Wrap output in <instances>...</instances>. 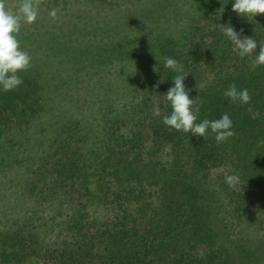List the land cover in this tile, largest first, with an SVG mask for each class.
<instances>
[{
	"label": "trees",
	"instance_id": "trees-1",
	"mask_svg": "<svg viewBox=\"0 0 264 264\" xmlns=\"http://www.w3.org/2000/svg\"><path fill=\"white\" fill-rule=\"evenodd\" d=\"M229 24L237 33L243 29L242 36L256 40V52L241 58L233 51L234 45L219 27ZM260 43L264 44V14L256 15L253 20L203 16L192 28L184 49L165 45L161 68L153 81L154 90L143 103L130 109L128 126L109 130L105 141L91 151L92 158L83 159V155L80 158L85 134L79 133L78 124L66 122L55 140L54 152L59 157L52 158L50 154L45 158L48 166L43 162L44 169L40 167L29 175L23 194L41 203L56 195L55 203L50 201L56 211L49 221L62 217L71 224L57 238L41 242L28 224L16 221V228L0 234V264H10L16 259L18 243L19 250L25 249L29 257L36 254L43 264H252L257 261L258 248L228 238L232 227L241 224L231 220L232 214L228 215L231 226L221 228L224 232L214 224L211 198L217 193L203 184L207 180L218 181L230 199L240 198L236 201L239 204L245 195L238 194L225 182V175L232 174L221 167L225 158L235 155L241 164L238 168L244 166L243 171L249 175L257 176L263 170L264 65H253ZM164 57L177 60L189 73L184 84L191 90L190 98L200 105L198 122L219 119L227 113L233 121L234 137L217 144L211 130L204 139L169 130L164 125L163 116L170 115L172 109L163 98L174 86L172 78L177 75L164 67ZM18 75L23 81L18 88L8 92L0 88V133L3 129H19L33 115L32 106L41 108V87L33 80L27 81L21 72ZM232 83L238 90L248 89L250 103H233L223 95ZM155 107L162 110L160 117L153 115ZM188 135L196 140L190 173L152 155L155 149H164L166 158L171 153L169 150L184 145ZM49 159L54 160L50 163ZM219 168L222 170L218 171ZM93 183L97 184L110 216L101 212L95 216L91 212ZM259 189L260 184L253 186L248 196H256L264 205V190ZM157 193H162L165 199L154 210L158 217L155 218L150 211ZM105 241L112 247L99 256L97 247Z\"/></svg>",
	"mask_w": 264,
	"mask_h": 264
},
{
	"label": "rangeland",
	"instance_id": "rangeland-1",
	"mask_svg": "<svg viewBox=\"0 0 264 264\" xmlns=\"http://www.w3.org/2000/svg\"><path fill=\"white\" fill-rule=\"evenodd\" d=\"M18 2L9 0L11 5ZM234 3L235 0H44L36 22L24 25L19 35L22 47L32 56V67L21 73L41 87V108L32 106L33 115L19 129H3L0 133V234L16 228V221L28 224L41 242L62 234L71 223L62 217L49 221L56 211L50 201L54 202L56 195L41 203L23 194L29 175L40 167L44 169L43 162L47 165L45 158L50 154L52 158L59 157L54 152L55 140L62 134V126L66 122L78 124L79 133L86 137L80 158H92L91 151L105 141L109 130L128 126L130 109L143 103L154 90L165 45L184 49L192 28L203 16L227 20L242 17L232 11ZM52 9L58 10L55 20L49 15ZM192 139L188 135L184 145L169 150L166 158L164 149H155L152 155L190 173L196 149V140ZM240 165L233 155L227 156L221 167L240 177L241 183L234 189L244 193L242 203L236 202L240 198L230 199L218 181L207 180L203 187L217 193L211 198L214 224L220 229L231 226L228 215L232 214L231 220L241 224L232 227L228 238L258 248L257 261L252 264H264V205L256 196H248L253 186L260 184L259 190H264V166L254 176L243 171L244 166L238 168ZM43 177L45 181L47 176ZM91 189L93 215L101 212L110 216L97 184L93 183ZM174 195L177 200L178 194ZM164 199L162 193L152 198L154 208L150 212L155 218L158 217L153 212ZM108 247L112 246L105 241L98 245L96 253L104 256ZM16 251V259L10 264H43L36 254L29 257L25 249L19 250V243Z\"/></svg>",
	"mask_w": 264,
	"mask_h": 264
},
{
	"label": "clouds",
	"instance_id": "clouds-1",
	"mask_svg": "<svg viewBox=\"0 0 264 264\" xmlns=\"http://www.w3.org/2000/svg\"><path fill=\"white\" fill-rule=\"evenodd\" d=\"M44 0H19L15 5L9 4V0H0V88L8 92L18 88L22 79L18 75L32 67V56L24 50L20 32L24 25L36 22L39 10ZM232 11L242 17L253 20L258 14H264V0H235ZM57 9H52L49 15L53 20L57 19ZM221 32L234 45L233 51L238 52L241 58L251 56L257 50V42L253 37L242 36L234 27L219 25ZM163 64L166 69L177 73L172 80L173 85L164 95L171 104V114L163 116L164 125L169 130L191 133L197 138H207L209 130L215 134L217 144L225 143L236 135L233 131V121L227 113L215 120L204 119L198 122L200 105L197 100L190 98V89H187L184 81L189 73L184 71L183 65L177 60L164 57ZM254 66L264 65V44H259L258 55L253 60ZM223 95L233 103L239 101L241 104L251 102L248 89L238 90L235 83L229 85ZM153 115L161 116L159 107L153 109ZM225 182L229 187L240 185L238 175H225Z\"/></svg>",
	"mask_w": 264,
	"mask_h": 264
}]
</instances>
